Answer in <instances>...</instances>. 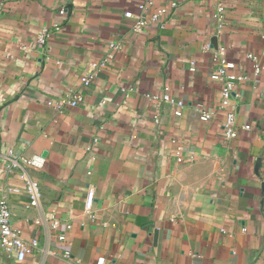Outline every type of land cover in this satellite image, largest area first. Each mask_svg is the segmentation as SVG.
Instances as JSON below:
<instances>
[{
  "label": "crops",
  "instance_id": "0c3cea01",
  "mask_svg": "<svg viewBox=\"0 0 264 264\" xmlns=\"http://www.w3.org/2000/svg\"><path fill=\"white\" fill-rule=\"evenodd\" d=\"M143 1L0 0V199L32 246L24 261L0 246V264H264V69L247 57L264 65V0H226L222 27L217 0H157L177 3L172 21L136 33L125 13ZM112 42L115 58L95 68ZM222 46L247 77L234 139L212 79ZM165 87L181 117L151 97ZM22 169L41 185L36 206Z\"/></svg>",
  "mask_w": 264,
  "mask_h": 264
},
{
  "label": "built area",
  "instance_id": "2783aa9c",
  "mask_svg": "<svg viewBox=\"0 0 264 264\" xmlns=\"http://www.w3.org/2000/svg\"><path fill=\"white\" fill-rule=\"evenodd\" d=\"M177 7V3H172L171 6L158 5L157 0H145L138 4L136 10H129L125 13L128 18L135 20L133 27L136 33L145 32L150 29L164 30L168 24L172 21V15L174 9ZM226 0H217L216 9L213 12V18L217 21L219 27H222L225 19L226 12ZM64 11H62L63 13ZM59 27H55L58 30ZM52 34V30L44 31L39 37L38 41L40 44H46ZM120 44L118 42H112L109 45V50L105 57L97 63H94L95 68L104 67L111 60L115 58V53L119 50ZM247 57L254 62V69L256 72H260L264 69V65L260 63L259 57L254 53H248ZM217 64L215 72L212 74V79L222 83L221 88V107L227 111L226 121L224 125L225 135L228 139H234L238 136L237 119L236 114L233 110L232 98L235 87L244 82L247 77L241 74H235V63L228 60L226 47L222 46L217 49L216 56ZM191 70H196V62H191ZM95 78V73H91L83 78L85 85H90ZM150 96V95H149ZM151 97L156 100H161L169 103L174 107V114L177 117L183 115L185 109V102L182 99L173 97L170 93L169 87L164 88L163 94L157 93L151 94ZM84 100L83 95L74 94L68 101L67 104L76 106ZM53 104V102H50ZM63 103H59L61 107ZM197 111L202 121H209L213 112L209 111L202 103L197 105ZM156 122H159V116L156 115ZM243 129H251V125L247 124L242 126ZM176 155L179 162H183L182 150L177 148ZM24 164L32 166L35 164L34 160H24ZM11 167H22L16 159H11ZM21 177L27 180V189L30 194V206H36L39 204L42 196L41 185L37 180L30 179L28 173L22 169ZM18 191L17 189H14ZM92 209V200L87 202V211ZM62 223L59 220L53 221V227L58 229ZM67 229L71 228V225H66ZM59 239L63 242L67 240L66 234L62 231L59 234ZM36 244V242L34 243ZM0 246L7 251H15L18 260L24 261L28 254L31 252L32 246L30 243L25 241L21 236L19 230L13 224V213L9 201L5 198L0 199ZM65 257L71 258L72 254L69 250L65 252ZM74 264H82L80 259L73 258Z\"/></svg>",
  "mask_w": 264,
  "mask_h": 264
}]
</instances>
